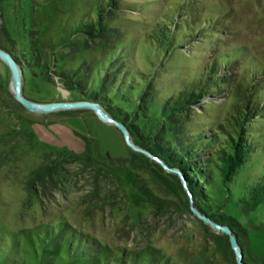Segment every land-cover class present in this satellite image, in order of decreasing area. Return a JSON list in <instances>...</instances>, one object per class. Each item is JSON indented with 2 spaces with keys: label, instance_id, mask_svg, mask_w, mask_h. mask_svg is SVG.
<instances>
[{
  "label": "rangeland",
  "instance_id": "1",
  "mask_svg": "<svg viewBox=\"0 0 264 264\" xmlns=\"http://www.w3.org/2000/svg\"><path fill=\"white\" fill-rule=\"evenodd\" d=\"M126 1L143 7L128 12L127 17L150 24L169 9L166 4L173 3ZM107 2L0 0V48L24 67L27 98L81 100L55 73L65 61L66 67L83 61L97 72L93 75L101 85L110 68L105 58L112 50V38L93 40L76 30L84 20H97ZM200 4L208 12L203 18H221L211 40L223 39L227 47L244 49L240 67L264 71V0H200ZM206 41L193 51L189 45L176 57L174 67L162 73V84L171 87L207 63L212 47ZM133 53L135 63L152 69L155 53L145 45H138ZM11 80V69L0 58V248L10 254L6 264H83L84 257H68L72 248L83 246L93 247L94 259L100 264L121 254L142 264L152 253L162 256L160 264H237L235 253L219 243L218 235L223 233L192 212L177 182L156 172L157 167L141 156L130 161L139 153L127 145L115 125L85 109L32 112L13 95ZM146 84L141 83L140 91ZM133 99L140 102L137 93ZM210 102L206 98L203 104ZM195 108L198 113L191 120L207 123L219 119L223 111V106L210 109L208 116L199 106ZM41 167L47 168L50 177L35 182L32 175ZM154 173L161 179H155ZM61 217L65 220L62 226L55 222ZM247 229L248 244L262 263L264 212L250 216Z\"/></svg>",
  "mask_w": 264,
  "mask_h": 264
},
{
  "label": "trees",
  "instance_id": "2",
  "mask_svg": "<svg viewBox=\"0 0 264 264\" xmlns=\"http://www.w3.org/2000/svg\"><path fill=\"white\" fill-rule=\"evenodd\" d=\"M168 6L163 16L150 24L126 15L143 10L141 5L108 0L99 9L97 20H84L76 30L93 40L112 38L109 43L112 50L105 58L110 61V68L101 85L96 84L97 72L81 60L71 62L69 67L65 66V61L55 73L70 93L81 100L100 103L115 119L125 123L137 145L168 166L181 170L189 182L195 206L216 223L233 230L247 264H264L248 244L247 229V219L264 212V71L250 69L247 65L240 67L245 58L244 49L227 47L223 39L211 40V34L221 25V18H203L208 12L200 0H173L172 4L165 5ZM207 39L212 47L211 59L171 87L170 83L162 84V73L174 67L176 57L183 55L189 45L192 51L196 46L205 45ZM138 45H145L155 53L157 59L152 61L150 71L134 61L133 51ZM102 66L99 74L104 69ZM141 83H147L142 91ZM134 93L140 97L139 103L134 101ZM206 98L211 102L203 104ZM217 98L223 101L218 103ZM197 106L208 116L210 109L223 106V111L219 119L210 123L192 121V116L198 113ZM136 155L131 156L130 161L143 157L157 167L156 172L167 174L183 190L176 175L166 172L146 155ZM32 176L39 182L50 174L47 168L41 167ZM153 177L161 179L157 173ZM64 221L61 217L55 222L62 226ZM218 239L234 253L229 236L218 235ZM92 250V246L76 247L67 256L84 257L83 264H100ZM4 252L0 248V264H6L10 256ZM160 259L161 255L152 253L142 264H160ZM103 264H136V261L134 257L121 254L116 260Z\"/></svg>",
  "mask_w": 264,
  "mask_h": 264
},
{
  "label": "water",
  "instance_id": "3",
  "mask_svg": "<svg viewBox=\"0 0 264 264\" xmlns=\"http://www.w3.org/2000/svg\"><path fill=\"white\" fill-rule=\"evenodd\" d=\"M0 58L4 60L10 67L12 72L11 80V91L15 98L22 103L28 110L32 112H54V111H71V110H90L92 111L101 121L107 124L115 125L123 134L125 142L127 145L134 150V152L142 153L148 158H153L157 163H159L162 168L171 174L176 175L182 185L183 191L189 198L190 209L194 212L199 219L203 220L204 223L209 224L212 229L229 236L230 245L235 253L237 264H245L244 252L239 243L238 237L234 234L233 230L226 225H220L204 215L194 204V197L189 186V182L184 175V173L177 169L168 166L162 159L155 156L151 152L145 150L141 146L137 145L132 137V134L125 123L115 119L100 103L90 101V100H68V101H55V102H38L27 98L23 91V71L14 58L8 54L6 51L0 48Z\"/></svg>",
  "mask_w": 264,
  "mask_h": 264
}]
</instances>
